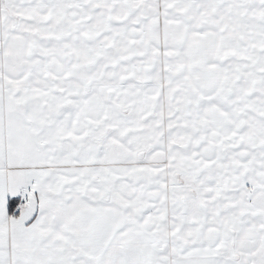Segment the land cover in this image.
<instances>
[{
	"label": "snow or ice",
	"instance_id": "obj_1",
	"mask_svg": "<svg viewBox=\"0 0 264 264\" xmlns=\"http://www.w3.org/2000/svg\"><path fill=\"white\" fill-rule=\"evenodd\" d=\"M0 264H264V0H0Z\"/></svg>",
	"mask_w": 264,
	"mask_h": 264
}]
</instances>
